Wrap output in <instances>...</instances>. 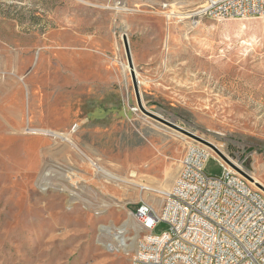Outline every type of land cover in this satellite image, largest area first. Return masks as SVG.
Segmentation results:
<instances>
[{
    "label": "rangeland",
    "instance_id": "1",
    "mask_svg": "<svg viewBox=\"0 0 264 264\" xmlns=\"http://www.w3.org/2000/svg\"><path fill=\"white\" fill-rule=\"evenodd\" d=\"M161 1L0 0V264H130L128 211L160 197L90 160L158 187L190 140L137 106L122 33L144 107L264 183V17L191 25ZM204 172L222 166L210 156ZM126 220L123 249L111 236Z\"/></svg>",
    "mask_w": 264,
    "mask_h": 264
},
{
    "label": "built area",
    "instance_id": "2",
    "mask_svg": "<svg viewBox=\"0 0 264 264\" xmlns=\"http://www.w3.org/2000/svg\"><path fill=\"white\" fill-rule=\"evenodd\" d=\"M159 8L166 19L182 12L177 17L191 25L203 17H264V0H163ZM236 10H246V17L236 18ZM188 138L171 186L159 190L158 206L139 199L128 211L141 233L130 264H264V191L243 169ZM210 156L222 166L221 175L205 174ZM160 221L167 230L153 233ZM186 252H193L192 260H185Z\"/></svg>",
    "mask_w": 264,
    "mask_h": 264
},
{
    "label": "bare ground",
    "instance_id": "3",
    "mask_svg": "<svg viewBox=\"0 0 264 264\" xmlns=\"http://www.w3.org/2000/svg\"><path fill=\"white\" fill-rule=\"evenodd\" d=\"M243 17H246V10H236V18H243ZM127 68H129L127 65H126ZM134 73H135V76H136V71L134 69ZM143 104V103H142ZM144 105V104H143ZM46 132L50 133V134H53V135H57V133H55L54 131H51V130H46ZM183 135V134H182ZM184 137H188L187 135H183ZM65 140H68L66 137L62 136ZM207 141L213 143L222 153H224L226 156L227 154L219 147L218 144L212 142L211 140L209 139H206ZM228 159L230 161H232V163H234L236 166H238L239 168L242 169V167L237 163L235 162L234 160H232L229 156H227ZM90 160V159H89ZM91 162V165L93 166L94 170L96 172H98L101 176L105 177L106 180H109V181H114V182H127V183H132V184H137L139 185V187L142 189L144 188L145 190H152V191H155L157 193V195L159 196V190H166V189H169V184L168 186H166V178L168 179V177L170 176H173V178L175 177L176 175V172L174 175H172L171 172V167L169 166H166V168L164 169L163 173H164V179L162 180H158V182H156V185L158 187H152L151 185L149 184H141V183H138V181L134 180V179H128V178H120L116 175H114L113 173H109L107 170H105L101 165L100 163H98L97 161H93V160H90ZM249 176L251 177V182L256 185V183H259L261 186L264 187V183L259 180L254 174L252 173H249ZM147 178V177H146ZM149 179H152V178H149ZM148 181V180H147ZM119 184V183H118ZM117 184V185H118ZM125 185H128V184H125ZM155 194V193H154ZM152 195V194H151ZM132 222V221H131ZM130 224L128 220L124 221V223L120 226V227H117V231L116 233H112V240L121 248L123 249H128L130 247V243H127V240L130 239V238H127L125 235H124V232H126V227H130ZM108 228V227H106ZM133 239V238H132ZM193 259V252H186L185 253V260H192ZM132 261V259H131Z\"/></svg>",
    "mask_w": 264,
    "mask_h": 264
},
{
    "label": "water",
    "instance_id": "4",
    "mask_svg": "<svg viewBox=\"0 0 264 264\" xmlns=\"http://www.w3.org/2000/svg\"><path fill=\"white\" fill-rule=\"evenodd\" d=\"M121 39L123 42V46H124V50H125V55H126V60H127V64L129 67V73H130V78H131V82H132V86H133V91H134V95H135V100H136V104L139 107V109L141 110V112L151 118H153L154 120L180 132L183 133L185 135H187L188 137L195 139L197 141H200L202 143H204L205 145L209 146L220 158H222L224 161H226L228 164L232 165L235 167V165L228 159V157L222 153L214 144H212L211 142L207 141L206 139L172 123L171 121L163 118L162 116L146 109L144 107V105L142 104V100L140 97V92H139V88H138V81L136 79L135 73H134V65L132 62V57H131V53H130V48H129V44H128V38L126 36L125 33H122L121 35ZM236 168V167H235ZM242 172V171H241ZM250 181L252 180L251 177L242 172ZM256 186L258 188H260L262 191H264V187L261 186L259 183H256Z\"/></svg>",
    "mask_w": 264,
    "mask_h": 264
}]
</instances>
